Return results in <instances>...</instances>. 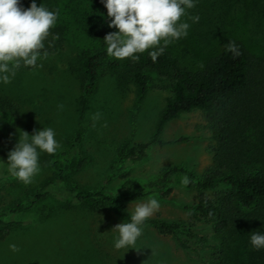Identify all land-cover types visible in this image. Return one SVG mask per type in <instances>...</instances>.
I'll return each instance as SVG.
<instances>
[{
    "label": "rangeland",
    "instance_id": "1",
    "mask_svg": "<svg viewBox=\"0 0 264 264\" xmlns=\"http://www.w3.org/2000/svg\"><path fill=\"white\" fill-rule=\"evenodd\" d=\"M39 4L56 12V22L45 40L56 39L53 35L56 30L61 33V47L38 59L39 67L15 70L9 83H0V94L14 100L20 109L18 124L0 147V152L5 153L0 162H6L19 131L31 135L34 129L51 127L61 147L67 138L82 130L76 148L90 157V163L70 176L65 186L118 198L125 203L128 213L135 203L155 196L160 206L149 218L158 214L160 219L170 223L184 220L186 208L196 197L193 187L180 183L185 174L171 179L166 198L158 192L157 179L171 166L181 167L199 177L210 164L208 145L211 140L201 112L180 114L164 126L160 136L166 142L186 140L165 146L151 145L142 158H119L117 149L124 141L133 144L149 140L167 91L150 89L136 108L133 86L106 73L98 77L93 93L83 104L80 54L97 47V41L89 34L92 25L99 19L107 32L115 28L107 26L103 5L93 4L91 0H37ZM188 24L187 35L171 41L166 48L176 55L188 54L193 49L198 61L203 59L208 45V52L215 54L220 50V38L209 39L213 37L210 29L196 25L192 28V22ZM241 26L243 28L238 31L249 39L252 24L249 21ZM158 84L161 82L152 76L150 85ZM93 113L100 114L95 126L91 120ZM48 155L39 154V170L29 184L12 177L6 164H0V209L23 198L50 178ZM136 193L142 196L133 197ZM15 219L22 225L0 241V264H205L209 255L205 250L198 257L187 255L173 237L160 236L151 227L143 228L131 248L115 249V233L111 228L123 220L109 208L90 213L79 206L66 208L58 201L46 200ZM197 233L207 237L210 244L219 243L208 225H198ZM9 244H15L18 250L11 251Z\"/></svg>",
    "mask_w": 264,
    "mask_h": 264
},
{
    "label": "trees",
    "instance_id": "2",
    "mask_svg": "<svg viewBox=\"0 0 264 264\" xmlns=\"http://www.w3.org/2000/svg\"><path fill=\"white\" fill-rule=\"evenodd\" d=\"M19 2L27 8L30 0ZM91 2L99 5L100 0ZM193 15L199 17L195 23L189 19ZM180 20L192 22V28L196 25L210 29L213 37L209 39L220 38V50L215 54L208 52V45V53L199 61L193 49L188 54L176 55L166 47L155 61L147 50L137 54L139 58L134 61L115 59L106 53L102 41L108 33L105 25L99 19L94 21L89 34L97 41V47L80 54L83 104L93 93L98 77L106 73L133 86L136 108L150 89L167 91L149 140L133 144L127 140L118 147V157L126 159L142 158L151 145L165 146L186 140L166 142L160 136L164 126L180 114L201 112L211 140L210 164L199 177L171 166L157 179L158 192L166 198L171 179L185 174L190 180L188 185L195 190V202L186 208L184 220L170 223L156 214L145 221L144 227L153 228L160 236L173 237L187 255L198 257L201 251H207L205 264H264V248L255 249L248 240L251 231H264V0H195L194 7L186 10ZM249 21L252 28L248 39L238 30ZM53 35L56 39L44 41L47 54L61 47V33L55 30ZM229 42L236 45V53L227 48ZM30 68L21 66L16 70ZM152 76L161 84L151 86ZM19 117L18 104L0 94V147L15 129ZM82 133L77 131L47 156L49 179L0 209V241L11 230L21 227L22 222L16 216L46 200L58 201L66 208L79 206L90 213L109 208L121 220L128 219L126 205L118 198L64 185L70 176L90 163V157L76 148ZM4 155L0 152V157ZM200 224L211 227L219 238L218 244H210L207 237L198 235Z\"/></svg>",
    "mask_w": 264,
    "mask_h": 264
},
{
    "label": "clouds",
    "instance_id": "3",
    "mask_svg": "<svg viewBox=\"0 0 264 264\" xmlns=\"http://www.w3.org/2000/svg\"><path fill=\"white\" fill-rule=\"evenodd\" d=\"M100 3L106 10L107 26L115 28L102 39L106 53L115 59L134 61L139 58L137 54L147 50L148 56L155 61L166 45L187 35L189 24L180 18L194 7L195 0H100ZM56 16L55 11L37 5L36 0H30L27 8L20 6L19 0H0V83H9L21 66H40L37 60L47 56L44 41ZM189 19L195 23L199 17L193 15ZM227 48L236 53L234 43L229 42ZM99 118V113L92 114L93 126ZM59 147L51 127L34 129L31 135L19 131L6 162L0 164H6L12 177L29 184L39 170V154H53ZM180 183L188 185L189 177L182 176ZM159 206L155 196L135 203L128 219L111 228L115 233L113 247L131 248L141 236L145 221ZM248 240L253 248H264V231H251ZM8 247L13 252L18 250L15 244Z\"/></svg>",
    "mask_w": 264,
    "mask_h": 264
}]
</instances>
